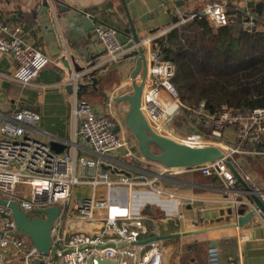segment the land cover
I'll return each instance as SVG.
<instances>
[{
    "label": "crops",
    "instance_id": "crops-1",
    "mask_svg": "<svg viewBox=\"0 0 264 264\" xmlns=\"http://www.w3.org/2000/svg\"><path fill=\"white\" fill-rule=\"evenodd\" d=\"M218 1L222 0H0V28L1 25L21 26L25 43L52 60L39 72L34 85L25 87L12 79L17 67L13 55L0 51V96H4L0 101V126L3 117L16 107L34 109L40 114L39 131H32L34 138L49 145L52 140H58L65 146L62 153L97 160L98 155L80 132V120L74 116L75 95L81 100L89 99L98 113L110 112L127 144L106 157L101 168L109 171L114 179L117 173L110 169L118 167L123 174L147 179L154 188L163 191L156 195L151 187L143 186L136 192V196L148 202L141 210V215L148 219L149 236L145 239L183 234L153 241L160 247L162 264H208L211 244L220 247L224 264H229V260L234 264H264V214L255 211V202L244 194L241 184L234 187L236 191L228 192L220 176L203 175L198 170L162 176L161 172L168 166L141 154L138 143L134 145L128 136L131 130L125 116L129 103L116 100L133 91V74L139 56L130 54L139 46L127 48L124 57L113 61L96 35V27L114 29L126 46L133 38L132 21L140 38L139 45L147 54V39L151 38L153 46L156 45L161 36L179 24L181 14L197 13L207 4ZM250 2L262 3L261 13L257 6H250ZM227 6L233 24L242 26L243 17L249 14L256 18L257 29L264 30V0H227ZM83 14L93 19L94 27L89 31L83 26ZM143 67L142 64L137 75L138 83ZM74 68L82 73L77 92L71 81ZM160 98L171 100L165 91L160 93ZM109 103H112L111 108ZM168 128L179 137L200 132L184 110L173 115ZM225 133L223 140L235 145V131ZM260 147H264V143L246 146ZM257 160H264V156L240 153L234 156L233 165L244 178L250 176L251 188L264 189V165L259 161L261 169L252 167V162ZM77 173L82 179L86 178L80 166ZM106 192L105 185L95 189L89 183H82L74 188L71 196L81 199L106 196ZM169 194L175 197L169 200ZM236 199L239 206L245 203L244 214L255 212L245 227L232 225L237 216L229 210L233 209ZM169 212L173 215H168ZM100 226L98 223L96 228Z\"/></svg>",
    "mask_w": 264,
    "mask_h": 264
},
{
    "label": "built area",
    "instance_id": "built-area-1",
    "mask_svg": "<svg viewBox=\"0 0 264 264\" xmlns=\"http://www.w3.org/2000/svg\"><path fill=\"white\" fill-rule=\"evenodd\" d=\"M197 16H206L218 27L227 26L230 23L227 0L207 4L197 13L181 14L178 25ZM242 28L248 31L257 28L256 18L245 15ZM21 34V26L9 28L1 25L0 51L13 55L17 67L12 79L26 87L34 85L39 72L52 60L34 46L27 45ZM96 35L111 60L118 61L127 53L125 44L119 40L114 29L98 26ZM146 43L149 48L147 54L145 50L147 74L141 110L151 127L157 133L187 145H214L224 153L223 158L198 166L165 167L161 175L179 174L187 170H198L203 175L217 174L224 180L226 191H236L234 187L237 178L228 167V162L233 163L234 156L240 153L264 156V147L246 148L250 144L264 143V106L244 112L223 105L218 113H213L206 109L204 101L193 106L185 105L173 82L175 65L163 59L160 47L153 46L151 38ZM70 63L74 65L73 60ZM72 73L71 81L77 92L82 73L76 68ZM162 91L169 94L170 101L160 98ZM109 107H112V103H109ZM180 109L186 112L200 132L179 137L170 131L168 124ZM73 113L80 120L81 134L99 159L56 153L49 144L34 138L32 131H39L40 121V114L34 109L16 107L2 119L0 199L5 203H0V264H99L100 258L117 260V264H162V254L157 243H135L149 236L148 219L141 215L142 208L148 202L142 196H136L138 188L151 187L156 195H161L163 191L154 188L147 179L123 174L118 167L110 169L117 173L114 179L109 171L101 168L106 157L127 144L121 131L115 132L118 122L110 112L98 113L91 102L75 95ZM228 130L235 131V145L223 140ZM79 166L86 177L84 179L78 176ZM244 180L251 182L250 176H245ZM82 183H89L95 189L105 185L106 196H89L77 200L72 198L74 188ZM243 192L250 196L247 191ZM252 192L261 196L264 202V189L252 188ZM168 197L171 200L175 196L169 194ZM12 202L18 204L28 217L42 220L48 216L46 209L56 206L59 208L51 230L52 244L56 248L54 255L37 249L32 237L27 232L18 230L9 205ZM232 206L237 211L239 201L236 199ZM254 209L262 213L256 206ZM168 215L173 214L169 212ZM80 222L86 224V230L79 229L82 223L77 224ZM98 223L101 224L100 228H96ZM123 243L131 244L117 247ZM207 255L208 264L225 263L218 245L211 244ZM228 263L234 264L232 260Z\"/></svg>",
    "mask_w": 264,
    "mask_h": 264
},
{
    "label": "trees",
    "instance_id": "trees-1",
    "mask_svg": "<svg viewBox=\"0 0 264 264\" xmlns=\"http://www.w3.org/2000/svg\"><path fill=\"white\" fill-rule=\"evenodd\" d=\"M156 45L175 65L173 82L185 105L204 101L213 113L223 105L244 112L264 106V30L232 22L218 27L197 16L171 28Z\"/></svg>",
    "mask_w": 264,
    "mask_h": 264
},
{
    "label": "water",
    "instance_id": "water-1",
    "mask_svg": "<svg viewBox=\"0 0 264 264\" xmlns=\"http://www.w3.org/2000/svg\"><path fill=\"white\" fill-rule=\"evenodd\" d=\"M250 6H257L258 11L261 13V9L263 8V4H255L254 2H250ZM83 26L86 31L91 30L94 27L93 19L83 14L81 17ZM130 30L132 31L133 38L126 45V48H133L135 44L139 46L136 50H134L130 56H139L137 61V68L133 74V91L129 94H125L122 97L116 98L117 101L127 100L129 103V110L125 116V123L127 127L131 130L134 136L137 139L138 148L141 154L144 157H147L153 161L160 162L168 167H193L198 166L207 162H214L220 158L224 157L223 151L214 145L209 146H190L185 143H182L176 139L161 135L157 133L149 124L145 115L141 110V100L144 88V81L147 74V60L145 56V50L140 44V38L137 35V32L134 28L133 22H130ZM142 64L143 67V76L140 83L137 82V75L141 71ZM4 98L3 95L0 96V101ZM120 126H116L115 132L120 131ZM50 147L52 151L56 153H62L64 150V145L58 142L57 140H52L50 142ZM153 147H157L159 152H155ZM228 167L234 173L237 178V182L235 186L241 184L245 191H247L250 195L251 200H253L257 206V208L261 209L264 214V202L263 200L256 194L252 192V188L249 184L244 180L243 176L237 171L233 163L228 162ZM0 203H5L0 199ZM12 208L13 217L17 223V228L19 231L27 232L31 237L32 241L37 249L44 252L45 254H55L56 248L52 244V236L51 230L54 224V220L56 219L59 208L51 207L45 210L48 214L45 220L41 218L34 217L30 218L26 213L22 212L18 206V204L12 202L9 204ZM245 203L241 204L238 207V210L230 209L229 213L233 214L236 217L235 222L232 224L237 227H245L251 221L254 211L251 210L248 213L244 214ZM240 215V216H238ZM183 234L181 232L170 234V235H162L155 236L150 239L139 240L135 244H145L150 241H155L158 239H166L171 237H179ZM131 243H123L118 245L117 247H124L126 245H130ZM91 263V259L89 260ZM117 260H105L100 258L99 264H117Z\"/></svg>",
    "mask_w": 264,
    "mask_h": 264
},
{
    "label": "rangeland",
    "instance_id": "rangeland-1",
    "mask_svg": "<svg viewBox=\"0 0 264 264\" xmlns=\"http://www.w3.org/2000/svg\"><path fill=\"white\" fill-rule=\"evenodd\" d=\"M87 100H89V99H87ZM128 136H129L130 139H132L133 144L137 146L136 139L134 138L133 134L129 130H128ZM153 149H154L155 152H159L158 149H157V147H153ZM259 161L262 162V164L264 165V160H257L255 162H252V167H254V168H257L258 167L259 169H261L260 166H259V164H258ZM81 197H83V196H81ZM74 199H80V197L79 196L78 197H75L74 196ZM82 228L86 230V224L85 223H82L81 226H79V229H82ZM89 231H91V230L89 229Z\"/></svg>",
    "mask_w": 264,
    "mask_h": 264
}]
</instances>
